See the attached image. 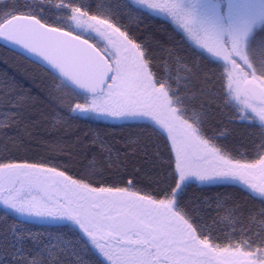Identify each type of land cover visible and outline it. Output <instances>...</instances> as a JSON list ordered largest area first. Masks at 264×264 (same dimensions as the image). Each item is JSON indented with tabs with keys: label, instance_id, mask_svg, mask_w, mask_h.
Wrapping results in <instances>:
<instances>
[{
	"label": "snow or ice",
	"instance_id": "6c2138e0",
	"mask_svg": "<svg viewBox=\"0 0 264 264\" xmlns=\"http://www.w3.org/2000/svg\"><path fill=\"white\" fill-rule=\"evenodd\" d=\"M145 14L167 16L214 67L202 71L172 52L161 64L132 30ZM0 39L35 58L52 80V110L40 121L29 112L32 97L0 95V129H16L20 148L41 124L59 133L66 117L140 129L115 159L96 134L91 143L103 156L94 153L80 168L59 137L38 159L0 156V206L14 220L0 264H85L81 253L93 250L91 264H264V3L12 0L0 6ZM213 118L254 128V155L221 143L227 133ZM64 152L70 163L57 159ZM193 185L232 186L240 195L205 199L216 213L209 224L185 199ZM31 221L66 232L59 243L51 234L46 242Z\"/></svg>",
	"mask_w": 264,
	"mask_h": 264
},
{
	"label": "trees",
	"instance_id": "16d2710c",
	"mask_svg": "<svg viewBox=\"0 0 264 264\" xmlns=\"http://www.w3.org/2000/svg\"><path fill=\"white\" fill-rule=\"evenodd\" d=\"M262 3L263 0H260ZM12 0H0V6L6 3H11ZM24 0H21L23 3ZM32 3L33 0H28ZM115 2V0H113ZM224 6L227 1L223 0ZM125 22H128L127 20ZM132 30L134 34L144 40L150 49V51L158 58L161 64H163L168 57V53L172 52L176 55L184 57L187 61L193 64H198L202 71H207L208 68H213L214 65L208 64L197 53L191 41L183 40V36L177 34L166 23L155 21L148 15L139 16V18L132 22ZM257 35V38L259 37ZM51 76L45 67L28 59L22 54H19L0 42V95L3 94H16L23 92L25 95L32 97L29 102V112L32 115V119L40 121L41 113L50 112L53 106V100L49 96V85L51 84ZM66 123L63 129L56 134H50V130L46 131L45 126L41 124V127L36 130V138L31 142L25 143L22 148L19 147V142L14 139L17 135V130L9 128L6 131L0 129V156H34L40 158L41 156H47L50 154L48 147V141H51L55 137H59L66 142L65 147L68 148L73 156H75V167L80 168L88 159H91L95 153L103 156L100 152L98 144L91 143L93 136L99 134L106 142L113 148V159L115 154L119 152L121 156L123 153L130 151L123 143L125 138L130 133H138L140 129L131 122L116 121L111 122L103 119H90L88 117H78L75 119L66 117ZM213 127L218 126L219 131H225L227 135L222 138L221 143L228 146L234 152L243 153L246 157L250 154L254 155L253 140L255 139L252 133L254 128L244 124H231L225 125L218 119L213 118L211 120ZM80 138L82 144L75 145L74 141ZM59 162L70 163L68 160V152L55 154ZM131 161H137V157H128ZM218 195L225 196H239L235 188L227 185H209V186H197L193 185L186 190V200L192 201L191 207L199 211V215L203 220L209 224L212 223V217L216 213L204 204L205 199L212 200ZM241 199H243L241 197ZM256 207H259L256 202ZM214 208V205H213ZM9 216L4 215V209L0 206V246H4L2 237L7 234V243L11 244L12 235L11 227L14 224V220ZM28 228L34 234H40V238L44 241L49 240V234L51 239L56 243L58 234L63 235L66 230H62L57 226L42 225L38 223L28 222ZM214 227L218 230L231 231V228L224 223H217ZM237 229L244 227L243 224L236 225ZM65 239H71L69 236H65ZM26 248L31 247V241L26 243ZM96 258L94 250L92 253H81L80 259L85 264H91ZM74 259V258H73Z\"/></svg>",
	"mask_w": 264,
	"mask_h": 264
},
{
	"label": "flooded vegetation",
	"instance_id": "af4514ba",
	"mask_svg": "<svg viewBox=\"0 0 264 264\" xmlns=\"http://www.w3.org/2000/svg\"><path fill=\"white\" fill-rule=\"evenodd\" d=\"M121 2H123V0H121ZM145 15H148L149 17H151L153 20L155 21H160V22H163V23H166L172 30H174L177 34L183 36L181 38H183V40H188L190 41L189 39H187L181 32L180 29L176 28V26H174V24L170 21V19L167 17V16H164V15H154V14H145ZM144 16V15H143ZM193 46L195 47L196 50H199L198 46L195 45L193 42H192Z\"/></svg>",
	"mask_w": 264,
	"mask_h": 264
},
{
	"label": "water",
	"instance_id": "95a60500",
	"mask_svg": "<svg viewBox=\"0 0 264 264\" xmlns=\"http://www.w3.org/2000/svg\"><path fill=\"white\" fill-rule=\"evenodd\" d=\"M0 42H1L3 45H5L6 47H8L9 49H11V50H13V51H15V52H17V53H19V54H22V55H24L25 57H27L28 59H30V60L36 62L35 58H30L27 54H23V53H22V50H20V49H16V48H13L11 45H9L7 42L3 41L2 39H0ZM36 63H38V64L41 65L40 62H36Z\"/></svg>",
	"mask_w": 264,
	"mask_h": 264
},
{
	"label": "rangeland",
	"instance_id": "374dc122",
	"mask_svg": "<svg viewBox=\"0 0 264 264\" xmlns=\"http://www.w3.org/2000/svg\"><path fill=\"white\" fill-rule=\"evenodd\" d=\"M227 1V0H226ZM252 2H254V3H262L260 0H252ZM263 2H264V0H263ZM174 26H176V25H174ZM177 28V27H176ZM191 41V40H190ZM192 42V41H191ZM194 43V42H193ZM88 118H90V119H100L101 120V118H99V117H88ZM103 120H105V119H103ZM107 121H111V122H116V121H119V120H113V119H107ZM31 222H33V223H38V224H41L40 222H35V221H31Z\"/></svg>",
	"mask_w": 264,
	"mask_h": 264
}]
</instances>
